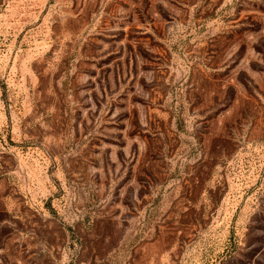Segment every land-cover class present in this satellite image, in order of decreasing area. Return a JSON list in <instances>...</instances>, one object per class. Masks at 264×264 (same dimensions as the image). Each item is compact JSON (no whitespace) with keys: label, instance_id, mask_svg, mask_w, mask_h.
Segmentation results:
<instances>
[{"label":"rangeland","instance_id":"1","mask_svg":"<svg viewBox=\"0 0 264 264\" xmlns=\"http://www.w3.org/2000/svg\"><path fill=\"white\" fill-rule=\"evenodd\" d=\"M0 264H264V0H0Z\"/></svg>","mask_w":264,"mask_h":264}]
</instances>
